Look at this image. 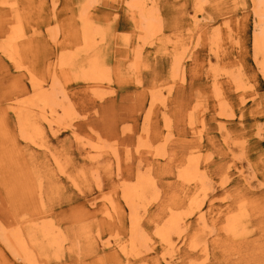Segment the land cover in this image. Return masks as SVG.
<instances>
[{
    "label": "rangeland",
    "instance_id": "374dc122",
    "mask_svg": "<svg viewBox=\"0 0 264 264\" xmlns=\"http://www.w3.org/2000/svg\"><path fill=\"white\" fill-rule=\"evenodd\" d=\"M0 264H264V0H0Z\"/></svg>",
    "mask_w": 264,
    "mask_h": 264
},
{
    "label": "bare ground",
    "instance_id": "6f19581e",
    "mask_svg": "<svg viewBox=\"0 0 264 264\" xmlns=\"http://www.w3.org/2000/svg\"><path fill=\"white\" fill-rule=\"evenodd\" d=\"M146 21H147V20H146ZM19 36H20V35H19ZM18 38H19V37H18ZM11 39H12V38H11ZM12 40H13V39H12ZM7 41H8V40H7ZM5 45H6V43L4 44V46H5ZM13 45H14V44H13ZM12 48H13V46H12ZM13 50H15V49H13ZM13 50L10 51V49L8 48L9 54L12 55L13 59H15V57H14V55H13L15 52L13 53ZM6 51H7V50H6ZM15 55H16V54H15ZM90 75H91V73H90ZM39 98L41 99V97H39ZM42 101H43V103L45 102L44 99H42ZM42 101H41V103H42ZM41 103H40V104H41ZM44 106H46V105H44ZM47 107H48V106H47ZM43 108H44V107H43ZM44 111H45V110H44ZM46 113H47V112H46ZM48 113H49V112H48ZM49 119H50V118H49ZM49 121H50V120H49ZM190 161H191V160H190ZM139 181L141 182V179H140ZM138 185H139V184H138ZM134 187H135V186H134ZM136 187H137V186H136ZM136 187H135V188H136ZM128 190H129V189H128ZM132 191H134V190H132ZM125 192H126V191H125ZM140 192H141V191H140ZM133 193H134V192H133ZM135 193H136V192H135ZM141 193H142V192H141ZM129 194H130V192H129ZM139 195H140V194H139ZM129 196L132 197L131 194H130ZM128 198H129V197H128ZM128 200H129V199H128ZM129 202H131V201H129ZM134 217H135V216H134ZM139 217H140V216H138L137 218H139ZM135 220H136V218H135ZM133 222L136 224L137 220H136V222L133 220L132 223H133ZM134 223H133V225H134ZM46 232H47V231H46ZM136 233H137V232H136ZM136 233H135V234H136ZM15 241H16V240H15ZM17 242H18L19 247H21V249L25 250L26 247L24 246L25 244H23V240H17ZM26 251H27V250H26ZM134 252H135V251H134Z\"/></svg>",
    "mask_w": 264,
    "mask_h": 264
}]
</instances>
